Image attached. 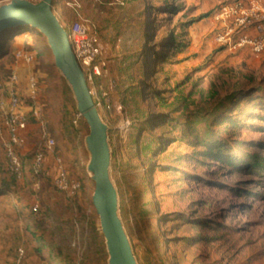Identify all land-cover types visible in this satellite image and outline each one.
Returning a JSON list of instances; mask_svg holds the SVG:
<instances>
[{
  "label": "rangeland",
  "instance_id": "1",
  "mask_svg": "<svg viewBox=\"0 0 264 264\" xmlns=\"http://www.w3.org/2000/svg\"><path fill=\"white\" fill-rule=\"evenodd\" d=\"M235 1L247 0H54L64 23L77 10L101 28L109 63L101 77L107 99L97 110L137 264H264V50L214 41L215 13ZM12 72L27 126L16 149L19 177L0 142V264H108L87 170L88 127L76 119L73 91L37 29L0 34L4 103ZM200 91L216 94L202 101ZM34 105L55 142L38 175L31 162L44 138ZM216 142L229 162L200 154ZM57 156L80 184L74 193L54 183Z\"/></svg>",
  "mask_w": 264,
  "mask_h": 264
},
{
  "label": "built area",
  "instance_id": "2",
  "mask_svg": "<svg viewBox=\"0 0 264 264\" xmlns=\"http://www.w3.org/2000/svg\"><path fill=\"white\" fill-rule=\"evenodd\" d=\"M76 16L75 21L70 24L64 23L60 19L59 21L67 33L72 51L85 75L87 86L90 84L88 88L98 108V106L104 105L107 99V92L101 77L108 71L109 59L102 52V36L98 27L83 18L77 10ZM214 19L219 22V29L214 35V41L218 45L229 49L245 48L254 54H259L264 50V1L247 0L246 2L226 3L215 13ZM17 55V58L24 62L33 60V56L27 53H18ZM17 81L18 75L12 72L8 78L9 89L6 103L3 102L0 91V142L9 171L19 177L22 174L23 162L16 149L22 141V134L27 126V117L21 110L22 99L13 87ZM29 89L32 94L31 97L34 99L36 90L33 78L29 79ZM6 106H8L7 109ZM30 112L31 117L41 127L44 138L31 162L32 173L38 175L43 172L46 156L53 151L55 142L45 128L41 109L34 105ZM3 114L4 119H2ZM76 119L79 120L82 117L77 113ZM3 130L6 134L5 137H3ZM54 161L56 166L54 183L56 187L60 191L74 193L80 186L79 182L69 178L59 156L55 157Z\"/></svg>",
  "mask_w": 264,
  "mask_h": 264
},
{
  "label": "water",
  "instance_id": "3",
  "mask_svg": "<svg viewBox=\"0 0 264 264\" xmlns=\"http://www.w3.org/2000/svg\"><path fill=\"white\" fill-rule=\"evenodd\" d=\"M54 0H11L0 9V34L34 28L46 36L54 62L70 85L77 113L88 127L85 144L89 153L87 170L94 183L92 202L108 254V264H137L129 237L118 215V197L111 180V147L108 125L91 97L85 75L69 43L67 33L54 12Z\"/></svg>",
  "mask_w": 264,
  "mask_h": 264
},
{
  "label": "trees",
  "instance_id": "4",
  "mask_svg": "<svg viewBox=\"0 0 264 264\" xmlns=\"http://www.w3.org/2000/svg\"><path fill=\"white\" fill-rule=\"evenodd\" d=\"M100 29L101 28H98L99 31H100ZM136 92L138 93V89L136 90ZM215 94H216V91H212L208 95H205L204 91H200V98L202 101H206V100H209L210 98H212ZM155 96H156V94H155ZM184 109H187V108H183V110ZM201 112L207 113L206 111L200 110V112H197L196 114H201ZM230 123L234 124V122L231 120H230ZM220 147H221V145L218 142L211 143V144H209V143L205 144V150L203 152H201L200 154L206 156L207 158H209L211 160H216L218 162H221V161L229 162L230 158L229 157L226 158L227 156L225 155L224 152L221 151ZM232 162H230V163H232ZM250 167L255 170L254 166H250ZM239 168H244V167L241 164L239 166Z\"/></svg>",
  "mask_w": 264,
  "mask_h": 264
},
{
  "label": "bare ground",
  "instance_id": "5",
  "mask_svg": "<svg viewBox=\"0 0 264 264\" xmlns=\"http://www.w3.org/2000/svg\"><path fill=\"white\" fill-rule=\"evenodd\" d=\"M2 8V5H0V9ZM55 10V9H54ZM56 11V10H55ZM57 14V13H56ZM37 30H40V29H37ZM13 31V30H12ZM11 32V31H10Z\"/></svg>",
  "mask_w": 264,
  "mask_h": 264
}]
</instances>
